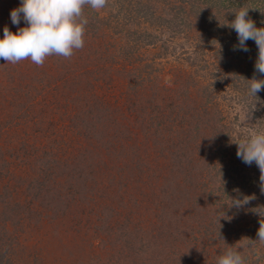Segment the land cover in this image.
<instances>
[{
    "label": "rangeland",
    "instance_id": "374dc122",
    "mask_svg": "<svg viewBox=\"0 0 264 264\" xmlns=\"http://www.w3.org/2000/svg\"><path fill=\"white\" fill-rule=\"evenodd\" d=\"M252 1L254 2L252 4L257 6H251L248 15L257 12L260 13L258 17L264 19V0H189L188 4L182 5L183 12L177 15L182 17L189 15L191 22L188 25L190 27L192 23L193 30L177 33L178 37L173 39L171 36L168 37V31L162 33V30L155 27L158 22L156 18L154 20L151 18L153 22L142 19L140 22H122L123 25H118L115 19L119 16L114 12L120 6H117L114 0H107L106 6L99 11L90 7L84 9V16L88 22L82 49L91 51L99 42V47L105 43L109 47H103L105 53L106 50L112 52L104 55L107 62L115 65L113 86L111 89L107 86L105 94L111 95L110 101L115 103L126 98V106L132 111L131 114L138 112L140 115L138 121L129 119L122 123L120 128L118 125L115 126L118 135L122 136L128 130L136 131L142 120L147 124L151 122L149 126L153 130H160L158 146H147L145 140L138 141L135 136L129 139L132 147L142 146L137 149V157L141 158L139 161L143 168L147 169V175L154 177L161 174L163 179L161 183L167 188H174L175 193H179V189L186 190V183H181L188 173L186 179L190 184L199 186L202 184L205 188L199 189L200 193L210 191L215 192L216 197L238 198V192H244L245 197L248 194L255 197L250 200L249 206L242 205L233 211L236 213L235 224L239 226V234H234L232 238L227 236L228 233L225 236L222 231L226 226L218 217L220 212L218 213L217 201L215 204L211 201L209 210L206 208V211L204 207H194L196 215L193 222L185 218L187 215L181 210L179 216L184 217L180 220L182 234L175 236L172 235V232L175 233L174 230L172 232L167 230V234L172 237V243L180 252L177 254L175 264H191L193 258H197L203 264H216L217 257L228 247L237 248L245 257L246 264H264V244L256 240L260 222H264V214L260 216L256 211L264 207L260 170L254 163L251 166L246 165L237 157L235 142L257 130H264V91L259 92L257 98L251 96L247 88L250 83L247 80L254 76L257 79H264V76L255 71L258 55L251 53L255 42L250 44L249 51L245 52L242 61L237 62L238 59L230 57L228 53L224 54L225 45L222 37L223 34L233 31L232 28L227 29L229 28L227 23L235 18L233 11L241 6L247 7L246 5H250ZM174 3L173 0H147L145 5L152 12H155L159 5V13L171 17L176 15L174 11L177 5ZM261 4L263 8H258ZM176 21L178 22L179 18L173 22ZM141 24L146 26L142 27ZM5 25L15 32L13 30L15 25L1 22L0 36H3ZM20 26H24L23 20ZM229 37L232 39V35ZM250 41L252 40L247 43ZM226 46L228 50L235 45ZM69 59L63 57L46 59L43 64L46 72L45 82L50 84L56 73L65 71L69 65L71 68L73 66L80 68L81 64L89 61L86 57ZM242 69H245V74L251 73L252 70L253 77L244 78L236 85L235 71L240 73ZM7 77L10 78L5 75L1 79ZM103 78L112 80L107 73L103 74ZM18 79L21 82L18 94L25 83L36 86L34 79ZM2 87L0 84L1 92ZM48 90L52 92V85ZM22 93V103L18 105L9 102L10 96L3 98L1 94L2 98L0 97V264H111L107 261H110V255L117 259V264H145L143 259L134 258V253L128 250L124 242L138 225L141 233L147 231L152 234L159 220L154 218L151 192H154L156 187L161 190L160 186L163 185L147 175H144L146 177L140 183L126 182L124 185L118 174L116 175L115 169H111L108 164L107 167H101L103 164H100L101 170L89 167L82 169V152L89 151L90 155L97 159L104 157L103 152L96 153L99 147L94 145L98 143L100 133L98 124L91 125L92 132L87 138H80L87 140L91 138L93 145L80 149L75 143L58 142L57 147H51L49 160L45 157L43 168L40 169L41 163L37 162V157L34 156L40 140L52 143H56L57 140L52 134L47 139L39 134L38 126L32 124L34 109L45 112H40L37 116L53 117L57 122V130L68 140L80 136L79 133L76 135L75 127L69 124L70 116H75L76 122L79 123L86 113L81 111L77 99L75 103L65 100L67 94L64 93H60L61 101L57 105L50 103L56 96L54 92L52 97H45L39 93H33V96L26 93V89H23ZM41 97L46 101L34 105L33 108V104L38 103L37 100ZM22 104L28 105L29 111L33 113L23 112ZM60 111H64V115H61ZM86 119L88 124L97 122L95 117ZM115 133L117 134L116 130ZM170 136L173 139L177 137L178 140L172 142L174 144L181 145L182 139L185 140L184 156L192 154L194 157V153H197L200 161L195 160L194 164L185 163L187 169H183L182 176L179 173L169 178L167 169L162 166L168 157L163 154L165 151L155 148H162L161 139L165 141ZM30 154L33 156L29 157ZM111 159L112 154L109 163L112 162ZM171 161L173 160H170V164ZM213 161L217 163L216 166L213 165ZM37 164L39 167L35 171ZM80 168L84 173L89 172L87 175L89 177L97 176L95 171L98 170L103 173L104 179L97 188H94L95 193L91 194L90 189L93 188L81 183V178L73 173L78 172ZM31 178L34 180L33 183ZM39 182L41 190L37 187ZM175 184H179V188ZM244 186L247 187L244 189ZM189 188L188 186L186 190L188 194ZM67 191L69 195H73L75 204L78 202L84 204V201L91 203H86L87 206L84 204L83 214L77 215L72 222L68 220L74 218L73 209H70L66 216H62L65 219H55L57 221L55 223H51L48 217L42 218L44 212L53 208L52 196L62 195ZM82 192L87 197L84 198ZM146 192L149 197L146 196ZM218 192L220 196L217 195ZM49 202H52V205H49ZM89 209H94L97 217L101 214V218L98 217L101 230L106 226L108 218L109 222H113L109 227L112 232L110 237L102 235L99 239L91 236L90 227L95 224L97 217ZM125 218L128 219V225L125 224ZM211 222H214L211 227L214 235H208L204 230L205 225L199 226ZM218 222L224 226L223 229L218 226ZM187 223H194L195 237L192 238L197 241L193 247L195 250L191 252L190 246L183 247L187 242L184 235L191 229L190 227L186 229ZM125 226L129 227L127 229L129 234L125 232ZM157 230L162 231L165 228L158 226ZM148 238L147 235L141 234L142 246L143 243L145 246V240ZM188 247L189 250L186 249ZM135 249L137 250L136 247ZM145 249L146 253L142 251L141 254L143 258L154 255L152 245L148 249L145 246ZM177 257L170 255L171 260ZM164 258L168 259L165 256Z\"/></svg>",
    "mask_w": 264,
    "mask_h": 264
},
{
    "label": "trees",
    "instance_id": "16d2710c",
    "mask_svg": "<svg viewBox=\"0 0 264 264\" xmlns=\"http://www.w3.org/2000/svg\"><path fill=\"white\" fill-rule=\"evenodd\" d=\"M114 1H116L115 4H118L117 6H120V8L115 9V12H114V14H117L116 16H119L117 17V19H115L118 25H123L122 22H126V23H131V21L140 22L142 19H145V21L147 22V21H152L151 18H153V20L154 18H156L155 20L156 21L158 20V22H157V25H155V27H157L159 30H162V33L168 31L169 32L168 37L171 36V39L178 37L176 36L177 33H180V32L186 33L187 31L190 32L193 30L192 29L193 24L190 23V27L188 25L189 22H191L190 21L191 18H189V15H187V17L186 16L182 17V16L177 15L183 12L184 7L182 5L188 4L189 0H173V2H175L174 4L177 5V8L174 11L176 15L171 16V17H166L164 14L159 13L160 12L159 5H157L155 12H152L151 10H149V8L146 7L145 5L147 0H121V1L114 0ZM20 3H21V0H0V24L1 22L12 23L11 18H10V12L13 8L18 7ZM252 3L254 2L252 1L250 5L247 4L246 6L247 7L257 6L256 4H252ZM258 8H263L262 4ZM125 12H127V14ZM120 13H121V16H120ZM259 14L260 13L256 12L254 15L253 14L249 15V17L253 19V21H257L255 24L258 28L264 27V19H260L258 17L260 16ZM176 18H179V21L173 22ZM168 22H171V23L168 24ZM163 25H165V27H163ZM141 26L143 27L146 25L141 24ZM152 28L155 29L154 27ZM227 29L229 30L230 27ZM13 30L15 31L17 30L16 25L14 26ZM229 35H232V39H230ZM222 37H223L224 45H225L224 54L228 53L230 57H234L235 59H238L236 60L237 62L242 61L243 55H245L244 51H239V50L234 51L233 50L234 46L229 48L228 50L226 48L227 47L226 45L228 44L235 45V46L238 45V39H237L236 32L233 30L232 33L228 32L227 34H223ZM253 42L254 41H250L247 43L248 48L250 44ZM104 43L105 42L103 41V44ZM101 45H102V42H101ZM103 47L107 48L108 46L105 43L102 47H99V42H97V45H95L91 49V51H85L83 49L76 50L73 56L69 60H71L73 57L75 58H80V57L85 58L86 57L89 61L86 62L85 64H81L80 68H77V67L74 68V66L73 68H71V66L69 65L68 68H65V71H62V72L60 71V73H56L54 80H52L50 84L45 82L46 72H45L44 66L39 68L40 66L35 65L30 60H24L17 64L6 63L3 60H0V84L1 86L3 85V87L1 88L3 90L2 92L0 91L1 92L0 97H1V94H3V98H5V96L6 97L10 96L9 102H13L18 105V103H22V94H23L22 90L23 89H26V93H30V95L33 93L34 94L39 93V95L42 94V96H45V97L46 96L52 97V94L54 92L56 96L54 97L53 102H50V103L52 104L55 103V105H57V103L61 101L60 93H64V94H67V96L65 95L64 97L65 100L75 103V100L77 99V101H79L80 103L81 111L83 113H86V115L83 118H81V120H79L80 122L78 123L76 122L75 116H72L70 113L66 112L71 115L70 120L68 121L69 124L75 127L74 131L75 130L77 131L75 132L76 135L78 133L80 134V136L77 137L76 139L72 138L68 140L64 138L63 134L60 131L57 130V125H56L57 122L55 121L53 117L41 116V115L37 116V114L40 113L42 110L39 109L37 111V109L36 110L34 109L32 124L33 125L36 124L38 126L39 134H42V137L44 139L49 138L50 135L52 134L53 135L52 137L57 140L56 143H52L47 140H40L37 150L36 152H34L35 153L34 156L37 157V162L41 163L40 169L43 168L45 157L47 158V160H49V156L51 154V147L53 146L57 147L59 143L60 144H63L64 142L68 144L75 143L76 145L80 146V149L85 148V146L87 147L88 145L89 146L93 145L92 144L93 142H91V138L88 137L90 138V140H87L86 138L92 132L91 128L93 127L91 125L98 124L100 133H99V137L97 140L98 143L94 145H97L99 147V151L96 153L99 154V152H103L104 157L102 159L101 158L102 156H101L97 159L94 155L91 156L89 151L82 152L81 160L83 163H82L81 168L89 167V168H96V169L99 168V170H101L102 166L107 167L106 164H108V166H110L111 169H115L116 175L118 174V178L124 183V185L126 182H139L140 183L143 179H145L146 176L144 175H147V172H148L146 168H143L141 161H139L141 158L137 157V149L142 148V146L132 147L130 145L129 139H132L133 136H135L136 138H138V141L139 139L141 141L145 140V144L147 146H150V147L153 145L158 146L159 144L158 136H160L159 135L160 130H153L149 126L151 122L147 124L145 122H142L143 121L142 120L141 122H139V127L136 128V131L132 130L131 132H129L128 130L127 132L123 133L122 136L118 135L119 132L117 130V127L115 126L118 125V127L120 128V126L123 125L122 123H125V121L129 119L132 121H138L137 118H139L140 115L138 112H135L134 115L131 114L132 111L129 110L126 106L127 105L126 98H122L121 102L115 103V102L110 101V98L112 97L111 95L105 94V92H107L106 87L109 86L111 89V87L113 86L112 81L114 77L115 65L113 66L109 62H107L104 55H107L106 53L108 52L110 53L112 52L111 50H106V53H105V51L103 50L104 49ZM253 52L256 55H258V48L256 45L253 46L251 50V53ZM53 57L59 58L58 56H51V57H48L47 60H50L51 58L53 59ZM25 66L27 67L25 68ZM239 68H241V66ZM105 69H108V70L106 72H102ZM104 73H107L112 80H107V79L104 80L103 78ZM235 74H237L236 75L237 78L235 82L236 85H239L241 83V80L242 79L244 80V78L253 77L252 70H251V73L249 72L245 74V69H242L240 73L235 71ZM5 75H8L10 78L7 77L6 79L2 80L1 78H3ZM48 77H50V75H48ZM18 78H20L21 80L22 79H28V80L34 79V81L36 82V86L31 85V83L29 84L25 83L22 86L21 93L18 94L17 91L19 90V86L21 85V82L19 81ZM50 85H52V92L48 90ZM27 87L32 88V90L28 89ZM1 98H0V101H1ZM186 98H189V97H186ZM37 101L39 102L34 103L33 108H34V105H39V103H41L42 101H43L42 103H44L46 99L41 97ZM107 103H110V104H107ZM21 107H22L23 112L25 113L30 112L28 105L23 106L22 104ZM30 113H33V112H30ZM41 113H45V112H41ZM60 113L61 115H64V111H60ZM99 113H102V114L99 115ZM91 114H96V115H91ZM88 117H95L97 122L93 124H88L87 119H86ZM77 127H79V129ZM115 130L117 131V134L115 133ZM39 137L40 136L38 135L37 138ZM69 137H71V135ZM83 137H86V138L80 139ZM177 140H178L177 137L173 139L171 138V136L165 141L161 139L162 148H155V149H161L162 151H165L163 152V154H166L168 157V159L164 161L162 166L167 169L166 173L169 178L179 173L182 176V173H184L183 171L187 169L185 166V163L194 164L195 160L196 162L200 161L199 154L197 153H194V157L191 156L192 154H190L189 156H184L185 152H184L183 147H184L185 140L182 139V141L180 142L181 145L172 143L173 141H177ZM99 141H102V142L99 143ZM122 150L123 152H120ZM209 150H211V148H209ZM28 153L29 151L26 154ZM111 154H112V159H111L112 164L109 163ZM171 155H173V157L169 158V156ZM31 156H33V154L29 155V157ZM40 158L43 159L42 160L43 162L40 160ZM73 160L75 161V159ZM170 160H173L171 161L173 164L172 163L170 164ZM214 161H213V165L216 166L217 163ZM216 161L218 162V159H216ZM100 164H103V165L99 167ZM38 167L39 165L37 164L35 166V171L37 170ZM81 168L79 169V171L81 170ZM99 170L95 171L97 176L92 175L91 177L87 176L89 172L84 173L82 172V170L81 172L76 171L75 173L74 171L73 173L76 174V176H78L79 178H81L80 179L81 183L86 184L87 186L93 188V189H90L91 194H93L95 193L94 188H97L100 185L101 180L104 179L102 177L103 173L102 172L100 173ZM187 175L188 173H186L185 178L182 177L184 180L182 181L181 184L186 183L185 185L187 186V188L188 186L190 187L189 194L186 193L187 188L186 190L179 189L178 190L179 193H175L174 188L165 187L164 184L161 183V181L163 180L161 174L155 175L154 177L147 175L151 179L156 180L157 182H159V184L163 185V186H160L161 190H159V187L158 188L156 187L155 191L151 192L152 207L154 210L153 213H155L154 218L155 219L157 218L159 222L158 224L154 226L152 234L147 231L141 233V228L139 227V225L138 226L136 225L137 227H135V230L133 231L132 235L131 236L129 235L130 237L129 238L127 237V239H125L126 242H124V244L128 246L129 251H132V253H134V258L143 259L145 264L146 262L147 264H175V260L177 261L178 259L177 254H179L180 252L177 251V249L179 248L176 249L175 244L172 243V237L170 234H167V230L171 232L174 230L175 233L172 232V235L179 236L180 233L182 234L180 230V227H181L180 220L184 218L182 216H179L181 210H183L185 214L187 215V217L185 218L193 222L195 220V215H196V211L194 207L196 208L197 206L200 208L204 207V210L206 208L209 210L208 207H210L211 201H213L214 204L217 201L218 213L220 212V214H218V217L220 220H223V223L226 226V228H224V226H221L220 222H218V226H220L221 229L224 228L222 231L225 233V236L228 233L227 236L232 238L234 234L236 233L239 234V226L235 224L236 223V220H235L236 213L233 212L236 209V207L233 206L231 202L234 200L243 201V199L245 198L244 192H238V198H235V197L229 198L226 196L216 197L215 192L213 193L210 191H204V193H200L199 189H205V188L202 186V184L200 186L195 185V184H190L189 181L186 179ZM31 182L32 183L34 182L32 178H31ZM175 185L177 187L179 186V184H175ZM37 187L40 188L41 190V187H42L41 182L37 183ZM246 187L247 186H244V189ZM81 194H83L84 198L87 197L85 193L82 192ZM217 195L220 196L221 195L220 192H218ZM146 196L149 197V195H147V192H146ZM247 197H251V196L248 194ZM52 199L54 200L53 208H51L50 210L42 214V218L45 217L47 219L48 217L51 220V223L57 222L55 221V219L61 220L63 218L62 216H66V213L70 209L74 210L72 212L74 213V215L72 216L74 218L68 221L69 222L75 221V219L77 218V215L83 214V210L85 209L83 207L84 204L87 206L86 203L89 202V201L87 202L84 201V204L81 202H78V204H75L73 201L75 200L73 199V195L71 194L69 195L68 191L67 193L65 192L62 193V195L61 194H58L57 196L54 195L52 196ZM11 202H12V199H11ZM88 204H91V203H88ZM49 205H52V202H49ZM244 205L249 206V204H244ZM42 209H46V208H42ZM89 210L91 211V213L93 212L94 215L95 214L97 215L94 209H89ZM165 212H167V214L163 216ZM169 214L171 216H169ZM96 215L95 217H97ZM98 217L101 218V214H99ZM98 217L95 220V224L90 227L89 233H91L92 237L99 238V239H101L102 235H106L107 237H110V233L112 235V232H111V228L109 227L110 225L113 224V222H109V218H108L106 226L105 227L103 226V229L101 230L100 227L102 226L100 225V222H98L99 220ZM124 221H125V224L128 225L127 223L128 219L125 218ZM252 221H255V220L252 219ZM88 222L89 221H87V227L89 225ZM204 225H205V229L204 228L203 229L208 233V235H214L211 232V227L214 225V222L204 223L199 226L202 227ZM158 226L160 227L164 226L165 230L158 231L157 230ZM188 227H190L191 229L188 230L184 235V238L186 239L187 242H185V245L183 247H185L186 245L190 246V252H191L195 250V248L193 247L196 246L197 241L192 238V237H195V230L193 228L194 223H187L186 229ZM125 229H126L125 232L129 234L130 232H127V229H129V227L125 226ZM228 229L230 231H228ZM126 233H124L125 236H126ZM141 234H145L149 237L147 240H145V246L148 249L152 245L154 255L150 257L146 256L145 258L142 257L143 256L141 255L143 254L142 251H145L146 253V249H145L144 243L142 246L140 242ZM135 247L137 248V250L135 249ZM246 247L247 248L249 247L248 244L246 245ZM186 249L189 250V247ZM170 255H176L177 258H173V260H171ZM164 256L168 259L166 260ZM116 260L117 259H115L113 256L110 255V261L109 260L107 261L110 262L111 264H117ZM191 262H193L191 264H203L197 258H193Z\"/></svg>",
    "mask_w": 264,
    "mask_h": 264
},
{
    "label": "clouds",
    "instance_id": "9594fccd",
    "mask_svg": "<svg viewBox=\"0 0 264 264\" xmlns=\"http://www.w3.org/2000/svg\"><path fill=\"white\" fill-rule=\"evenodd\" d=\"M107 4V0H21L18 7L10 12L15 32L7 25L0 36V60L17 64L30 60L37 66H43L45 60L51 56L71 58L76 50L84 47L85 28L87 18L84 16L85 7L99 11ZM251 7L241 6L233 11L235 18L227 26L232 28L238 39L234 51H249L247 41L252 40L258 48V58L255 71L264 76V27H257L249 17ZM21 20L24 26L21 27ZM223 26V25H222ZM248 92L251 96L264 91V79L255 76L247 80ZM237 143L236 155L246 165L253 163L260 170L261 192L264 193V130H257ZM252 197H245L243 201L234 200L231 204L237 208L248 204ZM264 214V207L256 209ZM260 243L264 244V222H260L257 232ZM216 264H246L245 257L234 247H228L217 257Z\"/></svg>",
    "mask_w": 264,
    "mask_h": 264
}]
</instances>
